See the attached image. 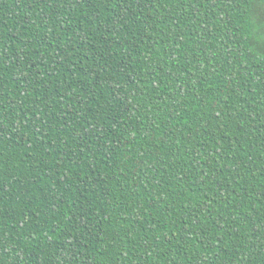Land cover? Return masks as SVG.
<instances>
[{
  "label": "trees",
  "instance_id": "1",
  "mask_svg": "<svg viewBox=\"0 0 264 264\" xmlns=\"http://www.w3.org/2000/svg\"><path fill=\"white\" fill-rule=\"evenodd\" d=\"M261 0H0V264H264Z\"/></svg>",
  "mask_w": 264,
  "mask_h": 264
},
{
  "label": "snow or ice",
  "instance_id": "2",
  "mask_svg": "<svg viewBox=\"0 0 264 264\" xmlns=\"http://www.w3.org/2000/svg\"><path fill=\"white\" fill-rule=\"evenodd\" d=\"M261 3H264V0H261ZM262 15H264V13H262Z\"/></svg>",
  "mask_w": 264,
  "mask_h": 264
}]
</instances>
